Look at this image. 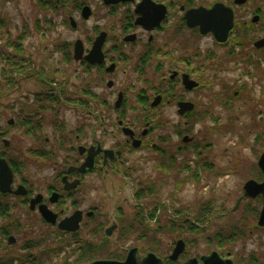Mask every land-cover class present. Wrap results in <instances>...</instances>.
I'll use <instances>...</instances> for the list:
<instances>
[{
	"label": "rangeland",
	"instance_id": "obj_1",
	"mask_svg": "<svg viewBox=\"0 0 264 264\" xmlns=\"http://www.w3.org/2000/svg\"><path fill=\"white\" fill-rule=\"evenodd\" d=\"M42 1L46 3L43 5ZM50 2L41 0L42 5L40 6L41 3H38L37 0H0V50H3L6 54L5 57H0V71L10 64L6 60L7 57H9V60L14 61L18 57H25L24 59L27 57L31 59L36 71L42 72V75L52 74L54 68H57L63 78L69 80L70 83L78 87L88 86L93 93L106 102L110 109H113L112 103L116 100L117 92H119L116 88L120 89L124 86L129 88L128 93L124 96L127 99L124 101L126 115H141L150 110L148 105L138 104L135 100L137 92L143 90L146 95L150 94L147 84L141 82V77L139 78L130 73L121 74L117 76L118 87L114 85L108 88L105 85V79L97 70L88 71L86 65H79L72 58L68 61V55L72 56L75 40H82L84 47L90 48L94 37L101 30L99 28L101 23L112 21L108 16L105 17L104 9L97 7L99 0H91L89 6L93 10V14L88 20H82L80 16L78 17L79 13L74 9V3L70 0L57 1L58 8L55 10L51 7H55L56 4ZM259 2L264 5V0H259ZM252 7H254V4L250 5L249 9ZM69 16H73L76 24H78L75 29H72L69 24ZM259 35L264 36V30ZM188 39L184 38V42ZM12 42L18 43L22 49L20 51L13 50L12 47H9ZM200 43L203 49L211 47L209 38L202 40ZM231 47L234 51H237L232 45ZM228 49H230L229 46L213 47L217 59L223 56H232ZM250 67L246 68L231 61L226 64L221 72L211 73L214 74L213 79L216 83L224 82L228 86V90L222 91L219 85L216 86L217 94H221L216 98L212 96V93L199 92L198 97L202 104L201 108L208 110V116L203 123L195 126V133L192 132L195 139L198 138L196 147L198 151H189L185 154L186 157H180L179 154L174 155L177 157L173 160L175 162L174 168L169 170L166 173L167 175L163 170L155 169V166H152L149 159L150 153L145 150H137L126 155L127 162L124 166L130 165L135 168L129 176L133 180V186L136 187L137 184L145 183L154 188L155 194L148 196L143 201L151 208L152 203H155L159 208L154 210H158L157 216L160 218L156 222L152 221L143 226L145 231L140 233L141 235L117 234V231L114 230V234L109 237L110 240L107 239L109 241L107 245L110 246L101 248L106 252L105 256L101 255L102 257L108 256L106 254L109 248L116 253V256H112V259H118L117 255L119 257L126 255L132 247L140 248V246L149 245L150 248V245L155 244L159 246L161 258L167 264L169 263L167 256L171 254L174 244L179 239L184 241L187 257H200L213 251L211 246H214L212 243L216 240H212L211 244L204 240V237L209 236L211 233H218L216 236L218 240L228 238V241H220V244L229 246L241 257L248 252L249 256L256 257L259 255L260 258L264 257V251L258 249L259 246H264V233L256 232L255 227H253L257 219L254 212L255 208L251 207L252 210L250 207L242 206L235 213L229 211L234 206L237 198L242 195V186L245 181L253 178L257 160L264 150V63L257 70ZM146 77L148 80L158 81L156 75H147ZM132 84H135V86L131 87ZM0 85L4 88L2 81H0ZM45 87L35 77L29 79L20 77L17 79L16 84L4 90L6 92L0 93L2 94L0 95V133L7 131L3 138L9 141V148L19 152V154L23 153L26 157L27 172L36 183L38 190L44 188V184L50 180L49 175L52 171L48 168L40 170L36 166L38 161L27 152L33 146L38 145L34 140L37 137L26 136L23 129L18 126H8L7 121L16 118L14 114L23 102L20 98L26 96L28 98L26 99L30 102L32 97L29 94L42 89L47 91ZM28 101L24 100V102ZM69 108L68 110L65 109L66 111L58 118L51 114H47L45 118L49 122L56 119L57 122L66 124L68 132H71L68 133L70 137L68 145H77L75 141L77 130H79L82 138L88 136L90 139L94 136L97 139L104 140L107 147L114 142L124 141L125 136L120 133L115 123L117 113L109 112V108L102 107L99 109L102 118L108 116V119L104 118L106 121L101 123L100 126L97 125L94 118L88 117L84 110L82 111L78 107ZM163 115L166 118L164 129L162 132H155L154 135L168 134L169 140L172 141L171 145H177L179 140H177L175 129H178L176 127L181 125L175 115V110L169 108L167 111H163ZM100 129L105 130L102 132ZM41 134L42 137H47L52 141L54 134L51 127H48V123H46ZM42 137H38L41 144L44 143ZM2 147L3 143L0 138V148ZM54 153L57 157L56 162H60L64 153L58 151V149ZM182 158L191 159L196 164L199 161L196 171L188 170L192 166L185 168L182 165ZM46 159L48 157L42 158V161ZM68 159L69 164L73 159L79 160L77 152L68 151ZM208 164L212 165V170L207 168ZM195 174L199 179L194 178ZM115 175L105 174L104 172L88 175L84 178L82 188L79 189L76 196V199H83L80 204L82 210L95 207L98 212L104 214V218L108 220L109 225L111 222L116 224L117 209L122 211L124 217L131 216L135 212L131 186L126 181L122 184L121 178ZM118 185L120 187L117 189ZM68 204L70 203L68 202ZM204 205L208 206L207 209L211 211L210 215L213 214L208 217L206 228L193 234L187 233L180 219L185 220L187 216H195L197 212L202 211L201 207ZM177 212H179L178 215ZM16 213L21 216L24 214L23 219L25 220L28 218L25 215V208H19ZM68 214H70V210ZM174 214L178 220L175 228L169 224ZM30 220L33 221V218L30 217ZM6 221L7 219H0V225L5 224ZM178 226L181 229L177 228ZM50 229L41 227V229L34 231L35 233L21 231L19 234L12 235L15 236L16 241L11 245L3 242L0 238V245L2 246L0 254L4 255V249L8 250V254L9 250L10 254L16 253L19 251L20 246H28L26 242L34 239L35 251L38 256V250L48 246H59L61 248L60 251L46 256V258H49L48 262L52 261L53 264H63L64 262L79 264L81 256L83 257L86 254L87 246L92 247V243L95 240L98 241V238H92V241H88L90 245H81L77 251L75 250L76 240L74 238L70 235L68 237L55 235ZM138 235L141 236L140 239H138ZM81 236L85 239V231ZM37 241L39 245H37ZM144 253L139 251V255ZM46 258L44 259L42 256L40 262L44 264ZM180 262L179 259L173 264H180ZM25 264H32V262H26Z\"/></svg>",
	"mask_w": 264,
	"mask_h": 264
},
{
	"label": "flooded vegetation",
	"instance_id": "obj_2",
	"mask_svg": "<svg viewBox=\"0 0 264 264\" xmlns=\"http://www.w3.org/2000/svg\"><path fill=\"white\" fill-rule=\"evenodd\" d=\"M70 2L74 3V9L78 11V17L80 16L82 20H88L92 16L93 10L89 6L91 5V0H70ZM217 4H221L225 8L230 9L233 16L232 26L227 31L225 41L223 42L217 41L211 30L207 31L205 34L201 33L200 24L198 23L199 20L197 19L198 13H200L201 10L209 11ZM252 4H254V7L249 9V6ZM85 7H88L90 10V14L87 18L82 16V11ZM97 7L104 9V14L106 15L104 16H108L112 19L110 23H101V27L99 26L101 30H99L94 37L95 39L99 34L105 33L104 42L101 47L103 59L98 64H90L82 59L77 61L78 64L86 65L88 71L97 70L102 78L105 79V85L108 88L114 85L115 87L117 86L118 75L130 73L139 78L141 77V82L147 84L150 94L146 95L142 90L135 94V100L138 104L148 105L150 110L141 115H126L123 106H125L124 101L127 99L124 96L128 93L127 91H129V88L124 86L120 89L116 88L119 90V92H117V98L119 94L122 95L120 106L118 108L115 107L116 98L112 103L113 109L107 107L109 108V112L113 111L117 113L115 116V123L120 133L125 136L124 141L114 142L111 146L107 147L104 144V140L97 139L94 136L90 139L88 136L82 138L81 134L78 133L75 135L77 145L73 146L71 144L68 145V129L66 128V124H64L66 129L65 132L67 133L66 140L59 139L57 143L54 142V137L56 135L53 123L56 119L51 121L50 124L48 122V127H51L54 134L52 141L47 137H42L41 134L46 126L45 118L47 114H51L58 118L64 111L68 110V82H66L65 92L63 93L66 99H60V101H64L60 107L56 106L55 101L48 102L46 96H43L42 99H34L35 94L46 95V93L49 92L55 95V92H53V90L55 91V84L51 83V81L49 83H41L46 86L45 88L47 91L42 89L41 91L30 93L29 95L32 97V99L30 98V102L27 100L28 98L26 96L20 98V100L23 101L20 104L22 106L25 103L24 100L28 101V103L37 105L40 108L37 112L38 118L44 120V123H42L41 128L36 134L37 138L34 139L38 145L33 146L30 148L31 151L27 152L32 155V158L38 161L36 166L40 168V170L48 168L52 173L49 175L50 180L44 184V188L38 190L36 183L30 178L27 172L26 157L23 153L19 154V152L11 150L8 140V145H4L3 140L6 139L3 137L7 131L0 133V138L3 143V147L0 148V157L6 160L12 171L11 192H0V219H7L5 224L0 225V238L3 242H7L8 245L16 241L14 238L15 236L13 237L12 235L19 234L21 231L35 233L34 231L41 229V227L48 229L52 228L50 230H52L55 235H63L66 237L70 235L76 240L77 251L84 241H86V245H90L88 241H92V238H98V241L95 240V244L91 242V246H110L107 245L109 243L107 239L110 240L109 237L114 234V230L117 231V234H136L139 211L136 209L137 201H135L134 198L136 189H138L139 185L137 184L136 187L135 185L133 186V180L129 177L131 175L130 173L134 171L135 168L130 165L124 166L127 162L126 155L137 150H145L147 153H150L149 159L152 166H155V169L163 170L165 174L169 172V170H173V166L175 165L173 160L177 158L174 155L179 154L180 157H186L185 154L189 151H198V149H196L198 138L195 139L192 132L195 133V126L199 123H203L208 116V110L201 108L202 104L198 97L199 92L204 91L212 93V96L216 98L221 95L217 94L215 90L216 86L219 85L222 91L228 90V86L224 84V82L216 83L215 79H213L214 74L217 71L221 72V70L226 67V64L231 61L234 64L237 63L246 68L251 66L250 68L253 70H257L264 63V45L259 48L256 47L257 42L264 40V36L259 35V33L264 30V5H262L259 0H119L113 3H109L108 0H99ZM248 10L249 13L247 14ZM191 15L192 17L188 21V17ZM145 17L149 19L145 20ZM160 17L159 23L155 25L154 20L156 21ZM68 21L70 26H72L71 22L73 21L75 28L77 27L78 24H76L73 16H69ZM212 21L211 19H203L201 23L203 22L206 25H211ZM207 27L208 26L204 27V29ZM249 31L252 32L249 33ZM183 37L189 39L184 42ZM206 38L211 40V47L203 49L201 48L202 45L200 46V42ZM93 41L90 44V48H85L82 42L83 56L88 54ZM231 45L235 47L237 51H234ZM217 46H229L230 49H228V52L232 53V56H223L217 59L216 51L213 50V47ZM23 59L24 58L21 57L20 62H23ZM147 75L158 76V81L148 80L146 77ZM20 77L25 78L23 74H19L15 78V81ZM29 78L30 77L27 79ZM134 86L135 84L131 85V87ZM3 87L4 88H2L1 85L0 93L6 92L4 90L7 86ZM234 93L236 94V92ZM29 95L27 96L29 97ZM231 97H233V95H231ZM156 99V104L153 105ZM169 108L175 110V115L179 119L181 125L179 127L175 126L178 128L175 129V134L180 144L177 143V145L173 146L171 145L172 141L169 140L168 134L154 135L155 132H162L164 129L166 118L163 115V111H167ZM19 115L23 120L26 114L24 115L23 112H20ZM89 116L94 118L99 126L106 121L105 119H108V116H105V119L102 118L99 110L93 115H88V117ZM10 120L13 121L12 124H9ZM10 120L7 121V125H15L16 119ZM124 129H127L126 133ZM100 130L104 132L105 129ZM39 136L42 137L43 144L39 142ZM135 141H138L139 144L134 146L133 143ZM48 144L49 146H47ZM57 144L60 147L58 151L64 153L63 159L60 162H56L57 157L54 153V151L57 150ZM98 145L100 149L97 148ZM189 145L191 146L188 147ZM79 147L83 148L82 154L79 153ZM41 151L45 153L42 156L39 155ZM68 151H76L79 160L73 159L69 164ZM88 151L96 152L93 157L92 168L83 173L77 171L68 172V168L78 167L84 162L88 155ZM104 151L106 152L104 153ZM44 157H48V159L42 161ZM9 158L13 159L16 163L15 168H12ZM198 162L199 161H197V164ZM197 164L192 162L191 159L187 160L182 158V165L185 168L192 166V168H188V170L195 172ZM96 172L101 174L102 172L105 174H116L115 176L121 178L122 184H124L125 181L129 183L132 188V202L135 208L133 215L124 217L122 211H118L117 209V216L115 217L117 222H115L116 224L111 222L109 225L108 220L104 218V214L98 212L95 207H90L91 209L87 208L86 210L81 209L80 204L83 202V199H76L78 191L82 188L84 178ZM194 178L199 179L197 174H195ZM248 180H254L258 183L263 180V174L257 163L253 178H249ZM248 180H246L245 183ZM75 181L79 183H77L75 187H71L70 185ZM244 184L242 186V195L237 198L234 206L229 211L235 213L242 206L255 208L254 212L257 219L253 227H255L256 232L264 233V226L258 225L259 216L263 207L262 196L258 195L255 198L244 197ZM19 186L24 189L26 192L25 194L16 195L13 193ZM119 187L118 185L117 189ZM68 202L70 204H68ZM153 207L154 209L159 208L155 203ZM19 208H25V215L28 217H25L26 220L23 219L24 214H22V216L17 215L16 211ZM41 210L49 218H52L53 221L51 219L45 220ZM69 210L70 214H68ZM76 211L81 213L79 228L75 232L68 231V229H60L59 224L63 220H66V224L64 225L68 227V217ZM157 211L155 210L153 214L156 220L160 218L157 216ZM199 214L200 212H197L195 215L199 216ZM210 214L211 211L209 210L208 217L213 215ZM30 217L33 218V221L30 220ZM175 217L174 214L171 219ZM197 222L199 223V221ZM199 227L202 229L206 228V223ZM109 229L111 230L107 232ZM199 230L201 231V229ZM84 231L86 240L81 236L84 234ZM217 234L218 233H211L208 237L211 243L214 239L217 241L212 243L214 246H211L213 247V251L210 253L215 252L221 259L229 260L232 264H264V257L260 258L259 255L256 257L252 255L249 256V252L243 254L242 259V257L233 249H230L229 246H223L218 243V239H216ZM9 237H13L14 242L9 243ZM118 240L120 239L118 238ZM228 240L227 238L221 241L226 242ZM37 245H39L38 241ZM1 247L0 245V249ZM263 247L259 246L258 249L264 251ZM60 250L61 248L59 246H48L39 251H47L50 255ZM186 250L185 246V250L179 254L176 260H171L167 256L168 262L174 263L180 259V264H183L186 260L190 259V257L186 256ZM210 253L205 255H209ZM47 255L48 254L43 253L42 256L45 259ZM5 256H8V250L4 249V255H1L0 258ZM202 256L204 255L191 258H196L198 262L201 263L200 258ZM45 261L46 264H53L52 261L48 262L49 258L48 261ZM63 264H68V262H64Z\"/></svg>",
	"mask_w": 264,
	"mask_h": 264
},
{
	"label": "trees",
	"instance_id": "obj_3",
	"mask_svg": "<svg viewBox=\"0 0 264 264\" xmlns=\"http://www.w3.org/2000/svg\"><path fill=\"white\" fill-rule=\"evenodd\" d=\"M38 3H41V0H37ZM51 1V4H56L55 7H51V9H57L58 8V2L55 0H48ZM43 5L44 3H46L45 1H42ZM42 3L40 4V6L42 5ZM61 4V3H60ZM62 5V4H61ZM60 5V6H61ZM1 27V25H0ZM8 44V43H7ZM9 47H12L13 50L15 51H20L22 48L20 47V45L18 43L12 42ZM6 54L3 50H0V57H5ZM20 58H15V61L10 59L9 57H7L6 60H8V62H10V64L8 65L7 68H2L0 71V81L3 82V86H7L8 88L13 85L16 84L15 78L19 75V74H23L25 76V78L28 77H35L37 78L40 83H49L51 81V83H54V87H55V91L53 90V92H55V95L47 92L46 95H36L35 94V98L34 99H38L41 98L43 96H46V99L48 100V102H52L55 101L56 102V106L60 107L62 106V104L64 103V101H60V99L65 100L66 97L63 95V93L65 92V88H66V82H68V107L74 108V107H78L80 108L82 111L84 110V112H86L87 115H93L95 114L100 108H108L107 104L102 101L95 93H93L91 91V89L88 86H76L73 83H70L69 80H65L66 78H63V76L61 75V73L59 72V70L57 68H54V70L52 71V74H43L42 72H37L31 59L27 58L23 59V62H20ZM25 58V57H23ZM72 58V56L68 55V61ZM33 75V76H32ZM42 77H41V76ZM60 79V80H58ZM1 87V85H0ZM13 87V86H12ZM14 107V106H12ZM124 108V106H123ZM40 108L37 105L25 102L24 105L17 110V112L14 114L15 115V126H18L20 128L23 129V133L26 136L35 138L36 134L38 133L39 129L41 128L42 123H44V120L38 118V110ZM20 112H23L25 117L22 120L21 116L19 115ZM42 120V122H41ZM49 121L46 120V123H48ZM50 124V122H49ZM54 126V131H55V137H54V142L57 143L59 139L62 140H66L67 138V133L65 132V125L62 122H57L54 121L53 123ZM69 134L71 132H68ZM79 133V130L76 131V134ZM68 134V140H70ZM65 144V142H64ZM60 147L58 146V144L56 145V149H59ZM205 148V147H204ZM29 152L31 150H28ZM34 152V151H33ZM39 155H43L45 154L43 151L39 152ZM9 162L12 166V168H15L16 163L13 161V159L9 158ZM209 169H212V166L209 165L208 166ZM155 194V190L151 185L148 184H139L138 189H136V194H135V198L134 200L137 201V205H136V209H138L139 211V217H138V221H137V232L136 234H140L143 233V231H145V229L143 230V226L148 225L149 223H151L152 221L156 222L155 216H153L155 210L153 207L152 203V208L150 207V205H148L146 202H144L143 200H145L146 198H148V196H152ZM208 206H202L200 211L199 216H193V217H188L187 219L183 220L180 219L185 231L189 234H193L196 233L199 229L202 230L201 227H199L200 225L204 224L207 222V218L209 216V210L207 209ZM179 213V212H177ZM9 219V218H8ZM175 221V223H173ZM177 218L171 219L169 224L172 225L174 228L177 226L175 224H178L177 222ZM195 223H194V222ZM199 221V223L197 222ZM181 224V223H180ZM160 227V226H158ZM177 228L181 229L180 226H178ZM141 235V234H140ZM208 237H206V241H208V243H211L208 240ZM218 239V238H216ZM221 240H218V243H220ZM191 242V241H188ZM86 242H83L82 245H85ZM26 245L28 246H20L19 247V251L16 253H11L9 251V256H5L3 258H0V263H6V264H14V262L19 263V264H25L26 262H32V264H42L41 261V257L43 255V253L45 254H49L47 251H42L40 252L38 250L39 256L36 254V244H35V240H28V242H26ZM146 247V248H145ZM144 245V246H140L139 251L144 252H153L155 254H159L158 256L161 257L162 255L160 254V249L159 246L157 245ZM96 248L94 246L90 247L87 246L86 248V254L79 259L80 263L79 264H86L90 261H93L95 259H100V258H113L115 257V254H109L107 253L106 257L105 253L103 251V249H99ZM187 253V251H186ZM83 255V253H82ZM101 255H104L103 257ZM37 256V257H36ZM113 256V257H112ZM119 256L117 255V258ZM48 261V258L46 259ZM170 264H173L172 262H169Z\"/></svg>",
	"mask_w": 264,
	"mask_h": 264
},
{
	"label": "water",
	"instance_id": "obj_4",
	"mask_svg": "<svg viewBox=\"0 0 264 264\" xmlns=\"http://www.w3.org/2000/svg\"><path fill=\"white\" fill-rule=\"evenodd\" d=\"M58 1V0H57ZM119 0H108V2H115ZM206 12V13H204ZM90 14V10L88 7H85L82 11V16L84 18H87ZM162 17V16H161ZM158 18L156 21L154 20L155 25L159 23ZM192 17H188L189 19ZM232 11L228 8H225L221 4H217L209 11H203L201 10L200 13H198L197 19L199 20L198 23L200 24V31L201 33H207V31L211 30L217 41L223 42L225 41L226 33L232 26ZM149 19L148 17H145V20ZM203 19H211L213 20L211 25H206L203 22L201 23V20ZM72 27H75L74 22H71ZM208 26L206 29L204 27ZM204 29V30H203ZM105 33L99 34L93 41L90 51L87 55L83 56V45L81 40H76L74 42L73 47V58L76 61L85 60L86 62L90 64H98L102 61L103 56L101 52V47L104 42ZM264 45V40H261L256 43V47H261ZM122 101V95L119 94L118 98L115 102V107L118 108L120 106V103ZM156 100H154L153 105L156 104ZM13 121L10 120L9 124H12ZM125 133L127 129H124ZM4 145H8L7 140H3ZM139 144L138 141H135L133 145ZM98 149H100L99 145L97 146ZM79 153L82 154L83 148H78ZM99 152V150H98ZM106 151H104L105 153ZM96 152H90L88 151V155L84 162L78 166V167H70L68 168V172L71 171H77L79 173H83L86 168H92L93 166V157ZM257 165L260 169V171L263 174V180L261 182H256L254 180H248L243 187L244 190V197L247 198H255L258 195L262 196L263 199V207L259 216L258 225L264 226V151L260 154ZM11 183H12V171L7 164L6 160L0 157V192L2 193H8L11 192ZM77 181L73 182L70 186L75 187L77 185ZM13 193L16 195L25 194L26 192L22 187H18L17 190H15ZM41 213L45 220L51 219L49 218L43 211L41 210ZM80 215L81 213L79 211L74 212L70 217H68V227L65 226L66 220H63L59 224L60 229H68V231L74 232L79 228V222H80ZM111 229H109L107 232H109ZM9 243L14 242L13 237H9L8 239ZM184 251V242L182 240H178L175 244L174 249L172 250L171 255L169 256V259L176 260V258ZM201 263L198 262L196 258H190L186 260L183 264H232L229 260H223L221 259L217 253L212 252L209 255H204L200 258ZM89 264H164L163 260L159 257H157L154 253H147L145 256H138L137 255V249L133 248L130 251H128L126 258L122 261L117 260H95L90 262Z\"/></svg>",
	"mask_w": 264,
	"mask_h": 264
}]
</instances>
